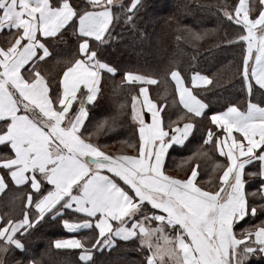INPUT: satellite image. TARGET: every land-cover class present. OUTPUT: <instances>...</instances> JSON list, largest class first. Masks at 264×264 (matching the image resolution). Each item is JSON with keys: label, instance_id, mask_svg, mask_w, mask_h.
<instances>
[{"label": "snow or ice", "instance_id": "obj_1", "mask_svg": "<svg viewBox=\"0 0 264 264\" xmlns=\"http://www.w3.org/2000/svg\"><path fill=\"white\" fill-rule=\"evenodd\" d=\"M87 3L90 7L81 9L71 0H0V30H15L8 46H0V145L8 149L0 153V193L8 188V178L15 186L29 188L26 199L25 193L13 196L23 201L22 215H0V264H10V255L11 264H40L16 260L14 254L27 251L24 238L47 215L55 219L66 210L72 217L62 220L63 228L88 235H72L54 244L57 249H78L84 264H93L94 254L113 248L118 239L137 241V250L146 252L144 264H245L253 253H264V220L239 234L235 231L238 222L264 210V204L258 208L250 202V197L264 199V0H239L234 14L227 6L219 9L242 26V33L226 43L243 42L237 75L245 98L209 116L220 131L214 133L210 127L203 144L214 142L225 159L193 152L182 161L181 166L196 161L183 177L165 172L166 155L172 145L185 143L195 124L165 128L164 106L151 100L144 87L131 96V116L139 134L138 144H129L133 154L110 155L91 142L111 127L107 117L85 138L86 105L96 101L103 74L117 72L103 59V48L113 39L116 22L135 19L141 0L127 5L123 0ZM68 28L78 48L64 61L58 82H52L38 64L50 56L47 40ZM206 34L193 33L195 39ZM170 75L179 104L202 117L208 104L185 86L178 70ZM137 82L157 81L127 71L120 83ZM191 83L212 81L194 72ZM143 109L151 114L150 122ZM201 158L213 161L204 183L198 180ZM254 163L258 170L248 171ZM256 177L261 182L249 192L247 185Z\"/></svg>", "mask_w": 264, "mask_h": 264}, {"label": "trees", "instance_id": "obj_2", "mask_svg": "<svg viewBox=\"0 0 264 264\" xmlns=\"http://www.w3.org/2000/svg\"><path fill=\"white\" fill-rule=\"evenodd\" d=\"M238 1L141 0V7L131 23H125L123 17L116 22L111 30L113 39L103 48L102 57L116 67L117 72L103 74L96 101L86 105L89 115L85 137L87 132L94 130L99 121L107 117L111 127L102 134L91 137L92 141L99 145L116 142L124 145L130 142L138 144L137 126L131 116V96L137 94L139 85L125 83L121 86L125 72L131 71L157 79V83L150 87V94L159 104H163L162 120L166 126L181 124L187 118L176 100L170 78L171 71L178 70L187 86H191V75L200 72L207 75L212 83L203 87H192V90L208 104V108L203 117L194 119L196 134L184 146L171 148L165 167L185 174L196 161L181 166L182 161L197 151H207L219 159L212 144L204 145L202 141L206 131L212 128L209 121L212 112L223 110L228 102L238 105L244 102L245 93L241 88V78L237 75V68L242 63L244 45L243 42L226 43L242 33V26L235 25L234 21L228 20L219 11L221 7L227 6L234 14ZM71 2L78 4L81 9L90 7L86 0ZM128 3L130 0L124 2L125 5ZM163 5L168 6L164 8V12H158ZM254 15L250 13L251 18ZM205 31L207 34L201 39L194 38V32ZM62 33V36L58 34L55 39L47 40L50 56L38 64V70L52 82H58L65 67L64 61L71 60L77 51L78 42L72 29L62 30ZM122 104L124 108L120 107ZM181 116L184 119H180ZM130 149L132 151L128 153H133L134 149ZM212 163L210 159H200L198 180L201 183L207 181ZM260 182L256 178L250 183L248 190L258 188ZM120 183L123 186V182ZM27 191V187L15 186L8 178V188L0 196L1 215H22L23 201H14L13 196L25 193L26 198ZM71 217L70 210L55 219L47 215L24 238L27 251L15 252L14 259H32L40 264H84L79 260L78 249H57L53 246L55 239L72 234L62 225L63 219ZM137 245L135 240L124 242L118 239L113 248L96 252L93 264H144L146 252L137 250ZM12 259L10 255V264ZM245 264L264 263L246 261Z\"/></svg>", "mask_w": 264, "mask_h": 264}, {"label": "crops", "instance_id": "obj_3", "mask_svg": "<svg viewBox=\"0 0 264 264\" xmlns=\"http://www.w3.org/2000/svg\"><path fill=\"white\" fill-rule=\"evenodd\" d=\"M87 1V0H86ZM239 2V1H238ZM15 34V30L13 29V30H9V29H7V28H5V29H3V30H0V46H3V47H7L8 46V43H9V37H11V36H13ZM49 39H51V38H49ZM23 43V42H22ZM48 46V45H47ZM77 48H78V44H77V46H76V50H77ZM48 58V57H47ZM47 58H45V59H47ZM42 73V72H41ZM46 78H47V76L44 74V73H42ZM202 74V73H201ZM62 75V74H61ZM202 75H205V74H202ZM192 76V75H191ZM153 79H155L156 81H157V79L156 78H154V77H152ZM170 78H171V75H170ZM171 80H172V78H171ZM172 82H173V85H174V89H175V96H176V100L178 101V104H179V96H178V94L176 93V84H175V81H173L172 80ZM157 83V82H156ZM155 83V84H156ZM136 84H138L139 85V89H138V92H137V94H135V95H139V92H140V88L141 87H144V88H146L147 89V94H148V96H149V98L151 99V100H153L154 102H156L157 103V105H163V104H159L152 96H151V94H150V87L151 86H153V85H155V84H145V83H139V82H137ZM185 86H187L186 84H185ZM203 86H206V85H200V86H193L192 85V83H191V86H187V87H190V88H192V87H203ZM199 98V97H198ZM140 101H141V103H142V101H143V97L141 96L140 97ZM180 105V104H179ZM180 107L182 108V110L185 112V114L187 115V118L181 123V124H178V125H180V126H182L183 125V123H186V122H194V119H196V118H201V117H195L193 114H190V113H187V110L186 109H183V106L182 105H180ZM163 110V109H162ZM162 110H161V115H162ZM206 110V109H205ZM143 113H144V115H145V119H146V121H148V122H150V120H151V114L150 113H148V111H147V109H143ZM204 114H205V112H204ZM204 114H203V116H204ZM202 116V117H203ZM210 116V115H209ZM163 121V120H162ZM209 121H210V119H209ZM194 124H195V122H194ZM210 124H211V122H210ZM177 124H175V125H172V126H166L165 124H163V126L165 127V128H167V129H171V128H169V127H174V126H176ZM212 125V124H211ZM196 127V126H195ZM212 130H213V132L214 133H216V132H218V131H220L219 129H217V127L215 126V125H212ZM208 131V130H207ZM207 131H206V133H205V135L207 134ZM194 134H196V128L194 129V132L189 136V138L185 141V143L183 144V145H172L170 148H169V151L171 150V148H179V147H182V146H184L193 136H194ZM234 135H238V134H236V133H234ZM137 137H138V139H139V134H138V131H137ZM205 137V136H204ZM204 139V138H203ZM202 144H203V141H202ZM209 144H212V146H213V149H214V153H215V155H217V156H219L220 158L219 159H221V160H224L225 159V157H221L220 155H219V152H217L216 150H215V147H214V142L213 143H209ZM8 151V149L5 147V146H3V145H0V153H5V152H7ZM169 151H168V153H167V155H166V158H167V156H168V154H169ZM125 154H133V153H125ZM122 155V154H121ZM188 157H190V156H187V158ZM166 162V161H165ZM173 162L171 161V164H172ZM256 170H258V165L257 164H253L251 167H248V171H256ZM165 172L167 173V174H171V175H177V176H179V177H183L185 174H183V172H181V171H177L176 169H173V168H171V167H168V168H166L165 167ZM105 174H109V175H111L110 173H107V172H105ZM256 178H258L259 180H260V178L259 177H256ZM256 178H253V179H251L250 181H249V183H248V185H247V188H248V186L250 185V183L253 181V180H255ZM10 179V178H9ZM261 181V180H260ZM22 187H24V186H22ZM28 190H29V188H27ZM249 192H251L252 191V189H250L249 188V190H248ZM4 192H2V193H0V196L3 194ZM26 199V198H25ZM250 202L251 203H254L258 208H259V205H261V204H264V199H261L260 197H250ZM0 215H1V213H0ZM261 220H264V210H260V211H258V213H257V215L255 216V217H252L251 215H249L248 217H246V218H244L242 221H240V222H238L237 223V225H235V231L237 232V234H239L240 233V231H241V229H244V228H247V227H251V226H254V225H257V224H259L260 222H261ZM69 232V231H68ZM85 232H87V231H80V232H71L72 234L71 235H69V236H67V237H61V238H57V239H65V238H68V237H70V236H72V235H76L78 238L80 237V236H84V235H88V234H86ZM81 234V235H80ZM57 239H55V240H57ZM54 240V241H55ZM54 241H53V246L55 247V244H54ZM246 261H249V262H251V261H254V262H256V261H259V262H263L264 263V253H260V252H255V253H253L252 255H250L249 257H248V259L246 260ZM245 261V262H246Z\"/></svg>", "mask_w": 264, "mask_h": 264}, {"label": "rangeland", "instance_id": "obj_4", "mask_svg": "<svg viewBox=\"0 0 264 264\" xmlns=\"http://www.w3.org/2000/svg\"><path fill=\"white\" fill-rule=\"evenodd\" d=\"M125 1H127V0H123V3H124ZM168 2H169V1H168ZM168 2H167V3H168ZM167 6H168V5H167ZM167 6H166V5H163L162 8L159 7L158 12H164V8L166 9ZM161 10H162V11H161ZM85 138H87V137H85ZM91 142L94 143V144H96V143L94 142V140H93V141L91 140ZM129 144H132V142H130ZM129 144L124 145L123 143H118V142H116V143H103V144H101V145H99V144H96V145H98V146L101 148L102 151H105L106 153H108V154H110V155H121V154H125V153H128V152L132 151V150L130 149V147H129ZM149 207H150V206H149ZM136 242H137V241H136ZM137 243H138V242H137Z\"/></svg>", "mask_w": 264, "mask_h": 264}]
</instances>
